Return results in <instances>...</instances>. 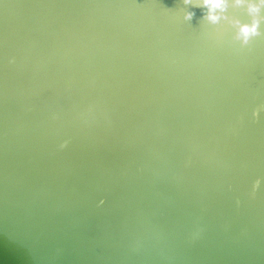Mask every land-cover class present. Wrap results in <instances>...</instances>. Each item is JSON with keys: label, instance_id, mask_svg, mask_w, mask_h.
I'll use <instances>...</instances> for the list:
<instances>
[{"label": "water", "instance_id": "obj_1", "mask_svg": "<svg viewBox=\"0 0 264 264\" xmlns=\"http://www.w3.org/2000/svg\"><path fill=\"white\" fill-rule=\"evenodd\" d=\"M217 11L0 0V264H264V4Z\"/></svg>", "mask_w": 264, "mask_h": 264}, {"label": "clouds", "instance_id": "obj_2", "mask_svg": "<svg viewBox=\"0 0 264 264\" xmlns=\"http://www.w3.org/2000/svg\"><path fill=\"white\" fill-rule=\"evenodd\" d=\"M192 0H184L185 4L191 3ZM245 0H236L237 4L244 3ZM227 0H203V5L208 8V14H207V19L211 21L212 23H217L221 19L220 15L218 14L219 12H223L226 8ZM260 4H264V0H260ZM249 11L251 13H256L259 11V6L250 4L249 5ZM195 13L194 12H186L184 19L185 20H191L194 17ZM238 23V22H237ZM258 21L254 20L251 25H241L239 29V35L243 38L244 42L246 43L249 39L250 36L257 35V28H258ZM10 63L14 62V60H10ZM261 112H264V105L258 106L255 108L251 116L254 120L259 119ZM54 119L58 117H53ZM68 141H64L61 145L60 148L63 149L67 147ZM261 181L257 179L253 185H252V195L254 196L257 189L260 187ZM103 203V201H101ZM237 204H239V201H237Z\"/></svg>", "mask_w": 264, "mask_h": 264}]
</instances>
